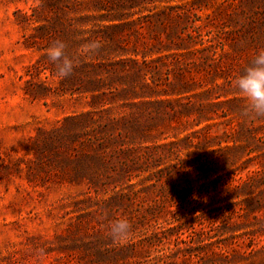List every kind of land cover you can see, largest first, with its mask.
<instances>
[{
    "label": "rangeland",
    "instance_id": "1",
    "mask_svg": "<svg viewBox=\"0 0 264 264\" xmlns=\"http://www.w3.org/2000/svg\"><path fill=\"white\" fill-rule=\"evenodd\" d=\"M56 39L103 47L57 79ZM260 48L264 0H0V264H122L121 216L153 238L133 263L264 264V118L232 86ZM89 112L109 130L74 135ZM169 142L159 168L120 170V150ZM94 153L118 156L89 173ZM182 159L207 178L156 172Z\"/></svg>",
    "mask_w": 264,
    "mask_h": 264
},
{
    "label": "clouds",
    "instance_id": "2",
    "mask_svg": "<svg viewBox=\"0 0 264 264\" xmlns=\"http://www.w3.org/2000/svg\"><path fill=\"white\" fill-rule=\"evenodd\" d=\"M103 44L100 40H88L69 51V45L63 39L54 40L46 49L48 59L55 65L54 75L65 79L74 73L82 58L99 53ZM233 88L242 100L241 115L248 119L264 118V48L246 64L242 72L232 81ZM132 225L127 217H119L108 224V235L114 244L126 243L131 235ZM33 255L42 262L46 256L44 248H38Z\"/></svg>",
    "mask_w": 264,
    "mask_h": 264
},
{
    "label": "trees",
    "instance_id": "3",
    "mask_svg": "<svg viewBox=\"0 0 264 264\" xmlns=\"http://www.w3.org/2000/svg\"><path fill=\"white\" fill-rule=\"evenodd\" d=\"M254 23L253 20L250 19V28H254ZM73 133L74 135H77L84 131L83 133L85 134V130L87 131V128H92V127H98L99 130H104L107 131L110 128V124L107 126H104L100 119L97 117H94L91 112L89 113H83L82 115L73 118ZM96 129V128H95ZM215 139V137H211L209 140L206 141V139L203 142H210L211 140ZM211 143V142H210ZM213 143V142H212ZM178 144L177 142H169L165 143L162 145H158L155 147H149L147 150L144 152H136L133 147H128L126 149L120 150L119 155H124L127 157V160H118L120 161V170L122 172H125L128 168L135 167L137 164H142L144 165V169H149L150 167H155L159 168L161 165H163L166 161L165 159L170 158L173 159L174 154L176 153L175 151V146ZM212 145V144H208ZM214 145V144H213ZM236 148V147H235ZM229 151L232 150V148H228ZM219 152L221 153V158H218L215 161V166L216 168L220 170H225L228 168L233 159L234 155L233 154H227L224 153L223 149H219ZM118 154H115L113 157L109 158L108 156L106 157L105 155H102L100 153H94L88 156L87 159V164H86V171L89 173L92 172H97L101 170V168H105L108 166L110 163H112L115 158H117ZM121 159V158H118ZM185 162L183 159L181 160V165L178 162L175 163H170L166 167H163L156 171L159 174L167 173L168 175L171 174H183L187 172L188 174H194V170H198L196 172L197 179H203L207 178V173L209 169L207 167H204V165H198L194 166V168L191 170L190 168H186ZM83 168H79V171H81ZM150 211H155L153 207L150 208ZM149 211V212H150ZM132 224V222H130ZM153 238L149 237L145 241L143 240L142 242H134L130 239L122 245H116L113 248V259L117 258H124V261L122 264H137L133 263L130 261L129 257H134L138 253H141L142 250L139 249L140 243L145 244L147 241L152 242Z\"/></svg>",
    "mask_w": 264,
    "mask_h": 264
}]
</instances>
